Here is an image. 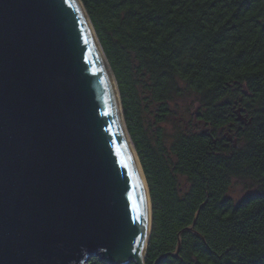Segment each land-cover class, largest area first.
<instances>
[{"label":"trees","instance_id":"obj_1","mask_svg":"<svg viewBox=\"0 0 264 264\" xmlns=\"http://www.w3.org/2000/svg\"><path fill=\"white\" fill-rule=\"evenodd\" d=\"M80 1L149 191L145 264H264V0Z\"/></svg>","mask_w":264,"mask_h":264},{"label":"water","instance_id":"obj_2","mask_svg":"<svg viewBox=\"0 0 264 264\" xmlns=\"http://www.w3.org/2000/svg\"><path fill=\"white\" fill-rule=\"evenodd\" d=\"M150 228L117 84L81 1L0 0V264H145Z\"/></svg>","mask_w":264,"mask_h":264},{"label":"rangeland","instance_id":"obj_3","mask_svg":"<svg viewBox=\"0 0 264 264\" xmlns=\"http://www.w3.org/2000/svg\"><path fill=\"white\" fill-rule=\"evenodd\" d=\"M256 191L257 187L255 184L240 179H233L226 196L233 202H238L247 195L255 193Z\"/></svg>","mask_w":264,"mask_h":264},{"label":"bare ground","instance_id":"obj_4","mask_svg":"<svg viewBox=\"0 0 264 264\" xmlns=\"http://www.w3.org/2000/svg\"><path fill=\"white\" fill-rule=\"evenodd\" d=\"M150 230H151V228H150ZM146 249H147V246H146ZM146 249H145V254H146ZM144 259H145V255H144ZM132 260L136 261L135 259H132Z\"/></svg>","mask_w":264,"mask_h":264}]
</instances>
